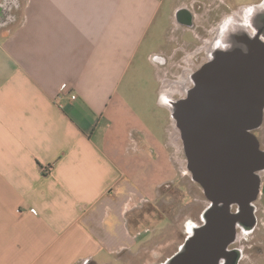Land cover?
<instances>
[{
  "label": "crops",
  "instance_id": "obj_1",
  "mask_svg": "<svg viewBox=\"0 0 264 264\" xmlns=\"http://www.w3.org/2000/svg\"><path fill=\"white\" fill-rule=\"evenodd\" d=\"M166 1L0 0V264L125 263L160 236L180 183L156 117L179 93Z\"/></svg>",
  "mask_w": 264,
  "mask_h": 264
},
{
  "label": "water",
  "instance_id": "obj_2",
  "mask_svg": "<svg viewBox=\"0 0 264 264\" xmlns=\"http://www.w3.org/2000/svg\"><path fill=\"white\" fill-rule=\"evenodd\" d=\"M185 96L169 104L186 169L208 202L179 250L163 264H238V230L257 224L254 202L264 149L254 131L263 122L264 43L243 36L193 76Z\"/></svg>",
  "mask_w": 264,
  "mask_h": 264
},
{
  "label": "rangeland",
  "instance_id": "obj_3",
  "mask_svg": "<svg viewBox=\"0 0 264 264\" xmlns=\"http://www.w3.org/2000/svg\"><path fill=\"white\" fill-rule=\"evenodd\" d=\"M205 2L206 0H199ZM214 1V0H212ZM218 1V0H216ZM232 2L234 5L240 4H251L255 0H227ZM187 0H176L174 6V0H167L164 4V13L162 19V30L159 35V41L155 45V49H162L167 55L171 54L177 47L179 48V42H167L166 36L172 35L174 38L177 37L179 41L187 40L189 35L180 32V29H175L174 26L170 25L168 20L169 16L173 14L172 8L186 7ZM193 3L191 2V5ZM206 8V7H205ZM229 16V15H228ZM175 24V23H173ZM181 38V39H180ZM190 41V40H189ZM176 58V57H175ZM170 63L169 67H166L167 78H164L163 89H170L172 91H179L176 96L163 97L164 105H166L168 112L156 108V117H159L161 127L170 129V136L168 137V148L171 151L172 157H174L175 165L178 169L180 176L179 188H175L171 193V198L167 201V204H163L161 209L157 212L156 218L161 216L162 220L157 223H150L148 229L151 234L159 235L156 237L154 242L146 243V247L138 255L130 256L126 258L125 263L109 262L108 264H163L167 259L173 256L181 247L186 237L189 235L190 230L193 226L200 225L202 223V213L208 206L207 200L204 198L201 188L195 184L190 174L186 169V158L184 156L182 143L179 137V132L175 127L174 122L170 117L168 99L171 101L179 100L184 97L188 84L185 82L186 73L183 69L188 65H184L186 61L185 55L178 57ZM187 62V61H186ZM165 74V73H164ZM184 82H176L179 80ZM170 105V104H169ZM172 123V127H171ZM259 143L260 148L263 150L264 147V111H263V122L259 129L253 133ZM264 176V172L260 174L261 179ZM185 183L186 185H183ZM255 217L257 224L254 229L243 234L241 230H238L236 242L230 246L231 249H239L241 258L238 264H256L257 263V252H260L261 247L264 245V214L259 199L254 202ZM148 208H144L143 211L147 212ZM151 220H148V223ZM148 225V224H147ZM151 226V227H150ZM150 234V235H151ZM264 252V248H263ZM264 261V258L262 259ZM264 264V263H263Z\"/></svg>",
  "mask_w": 264,
  "mask_h": 264
},
{
  "label": "flooded vegetation",
  "instance_id": "obj_4",
  "mask_svg": "<svg viewBox=\"0 0 264 264\" xmlns=\"http://www.w3.org/2000/svg\"><path fill=\"white\" fill-rule=\"evenodd\" d=\"M187 2L186 7L173 10L174 26L177 25L180 32L189 35L184 41L177 38L179 49L175 54L178 57L185 55L187 61L183 62L188 65L183 69L187 77L185 82L188 84L186 91L193 86L194 74L218 51L231 48L243 36L252 41L259 39L264 43V0L240 5L227 0ZM157 60L161 64L166 63L163 57Z\"/></svg>",
  "mask_w": 264,
  "mask_h": 264
},
{
  "label": "trees",
  "instance_id": "obj_5",
  "mask_svg": "<svg viewBox=\"0 0 264 264\" xmlns=\"http://www.w3.org/2000/svg\"><path fill=\"white\" fill-rule=\"evenodd\" d=\"M151 211H154V209L153 208H148V210H147V213L149 214V213H151ZM157 212H158V210H157Z\"/></svg>",
  "mask_w": 264,
  "mask_h": 264
},
{
  "label": "built area",
  "instance_id": "obj_6",
  "mask_svg": "<svg viewBox=\"0 0 264 264\" xmlns=\"http://www.w3.org/2000/svg\"><path fill=\"white\" fill-rule=\"evenodd\" d=\"M75 99V96H71V100H74ZM31 212L33 213L34 210L32 209Z\"/></svg>",
  "mask_w": 264,
  "mask_h": 264
}]
</instances>
